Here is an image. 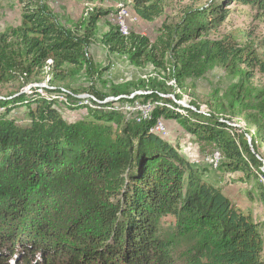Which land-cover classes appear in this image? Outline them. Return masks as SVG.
Returning a JSON list of instances; mask_svg holds the SVG:
<instances>
[{
  "label": "trees",
  "instance_id": "1",
  "mask_svg": "<svg viewBox=\"0 0 264 264\" xmlns=\"http://www.w3.org/2000/svg\"><path fill=\"white\" fill-rule=\"evenodd\" d=\"M18 1L21 25L0 35V83L18 73L25 86L45 69L61 72L66 65L99 81L103 73L95 69L88 49L108 12L95 10L80 33L61 26L41 0ZM231 1L264 13V0ZM163 7L164 0H132L134 13L144 21L160 17ZM215 14L210 20L205 13L185 15L179 24L164 25L153 43L135 33L123 37L114 27L98 42L106 53L124 56L138 68L146 63L163 68L168 57L166 66L177 82L216 65L258 67L264 73V64L230 38H203L228 11ZM131 88L144 92L134 100H150L154 109L150 118L124 125L121 114L104 111L103 105L89 110L95 122L67 124L53 99L0 98L6 113L10 104L34 105L26 126L0 120V264H173L176 254L182 264H264V222L241 213L153 127L160 117L175 120L216 149L223 159L217 169L240 172L244 180L254 176L251 168L264 177L256 138L251 136L250 147L247 133L237 134L229 120L182 108L176 99L164 98V89L155 83L124 82L110 92L129 97ZM68 95L75 107L83 106L79 95ZM92 96L102 99L95 92ZM257 96L264 98V83ZM257 106L264 109V101ZM124 181L125 191L119 193L116 187ZM258 190L264 204V187L258 184ZM55 198L73 209L74 223L51 220ZM167 216L174 219V233L165 239L159 220Z\"/></svg>",
  "mask_w": 264,
  "mask_h": 264
},
{
  "label": "rangeland",
  "instance_id": "2",
  "mask_svg": "<svg viewBox=\"0 0 264 264\" xmlns=\"http://www.w3.org/2000/svg\"><path fill=\"white\" fill-rule=\"evenodd\" d=\"M41 1L52 11L61 26L71 30L77 28L80 33L83 32L89 15L93 14L95 10L108 12L98 21L94 32L96 42L88 49V57L93 61L95 69L103 74L99 81L90 80L91 77L84 70L66 65L61 72H52L50 68L45 69L44 73L38 75L37 78L31 80L32 83L25 86L22 85L25 77L18 73L12 74L13 78L0 83V98L13 99V95L18 96L20 93L25 94L28 99H33L34 95L42 96L46 99H53L61 118L67 124L79 121L93 123L95 120L89 112L92 108L83 103L85 98L82 99L83 106L75 107L77 102L71 101L68 93L91 96L92 92H95L98 97L102 98L98 102H103L113 96L110 92L111 86H118L124 82L136 83L137 81H144L146 84L155 83L164 89L162 92L164 98L171 101L176 99V102L192 106L196 110L193 112L202 111L204 113H199L200 115H213L229 120L228 124L235 126L237 134L247 133L245 138L247 142L248 139L250 140V147L251 136L256 138V156L261 161L259 169L264 173V109L262 106H257L258 103L264 101V98L257 96L264 83V73L258 67L247 68L240 65L233 69L232 67L216 65L202 76L186 77L177 82L171 77L169 66H166L168 65V57L164 60L166 65L163 68H156L150 63L138 68L132 66L124 56L106 53L98 42L108 28L114 27L116 29L111 22V17L118 15L123 9L129 15V19H127L129 34L135 33L144 36L151 43L160 35L164 25L169 27L179 24L187 18L185 15L205 13L207 19L210 20L217 15L215 14L216 11L226 10L228 14L224 22L207 32L203 38L220 40L228 37L236 43L237 47L250 50L264 64V13L258 11L254 6L232 2L231 0H164L162 15L151 21H144L134 13L132 0ZM21 11V4L18 0H0V35L17 29L21 25ZM124 68H126L125 71ZM34 84L38 87L29 88ZM41 85L45 88H41ZM50 87L51 90H45ZM52 87H60L63 91L57 93ZM136 92L144 93L141 88L137 91L132 88L129 90L131 94ZM123 102L125 101H109V105H103L102 108L104 111H108L110 105H118L119 108ZM9 107L7 113L4 110L0 111V120L9 121L22 127L31 122V112L34 105L28 107L25 103L10 104ZM100 108L96 110H102ZM135 119L126 120L124 116H121V125ZM159 120L162 121L166 133L162 135L156 132L161 139L170 143L179 155L197 168L204 180H207L214 187L220 188L241 213L251 215L256 222H264V204L261 203L258 196V184L264 187V177L258 174L255 168H251L254 176L247 180H244L243 174L240 172H228L219 168L214 170L209 163V159L216 152L213 146L198 141L175 120L163 117L158 118L157 121ZM98 123L103 125L102 122ZM109 125L114 128L113 123ZM222 162L223 159H220L218 163ZM125 186L126 181L124 184L122 183V186L119 184L116 189L120 191L119 193H124ZM51 202L52 209L49 210L51 220L54 219L58 223H74V211L69 205L63 206L61 199L57 198ZM173 226L174 219L172 217L160 218V237L170 238L174 233ZM173 258V264L183 263L177 254Z\"/></svg>",
  "mask_w": 264,
  "mask_h": 264
},
{
  "label": "bare ground",
  "instance_id": "3",
  "mask_svg": "<svg viewBox=\"0 0 264 264\" xmlns=\"http://www.w3.org/2000/svg\"><path fill=\"white\" fill-rule=\"evenodd\" d=\"M116 17H118V15H113V17H111V22L115 25V27H116V29H117V31L119 33V28L117 27L116 22L113 21V20L116 19ZM122 17H124L126 19H129L128 18L129 15H127V13H126V11L124 9L122 10ZM119 34L124 36V37L128 36V34H121V33H119ZM47 64L50 66L51 62L48 61ZM112 98H114V97H109L108 99H112ZM82 99H84V98H80L79 99L81 101V103H82ZM83 103H85L88 107H96V106H100V105H106V104H99V103H97L96 101H94L93 99H90V98H85ZM145 103H147V107H144L143 111H140V110H137V109H129V106H120L118 108V105H112V108H110V107L109 108L114 110V111H116V112H118L119 114L124 116L125 119H127V120L129 118L130 119H135L136 118L135 120H145L147 118H150V116H151V114L153 112V109H154V104L152 102H150V100L149 101L145 100ZM184 105H186V104H184ZM187 109H190L192 111H196L195 108H193L192 106H188ZM199 113L204 114L202 111H200ZM159 121H157V122H159ZM162 121H164V120H162ZM156 123L154 125V128H153L154 130L153 131L164 135V133L161 131V125H158ZM213 157H214V159H213V169L215 170V169H217L218 162L220 161L219 153L218 152H214L213 153Z\"/></svg>",
  "mask_w": 264,
  "mask_h": 264
},
{
  "label": "built area",
  "instance_id": "4",
  "mask_svg": "<svg viewBox=\"0 0 264 264\" xmlns=\"http://www.w3.org/2000/svg\"><path fill=\"white\" fill-rule=\"evenodd\" d=\"M116 22L117 27L119 28V33L121 34H129V27H128V21L126 18L122 17V10L118 13V17H116L115 20H113ZM139 93V92H138ZM132 95V94H131ZM131 95L129 97H114L112 99H105L103 102H98V100L94 99L93 96H89V95H82L83 98H90L93 99L94 101H96L99 104H107L109 101H117L120 100L122 98L124 99H129L130 101H125L123 102V104L121 106H129V109H137L140 111H143L144 107H147V103H145V100H140V99H133V97H131ZM110 108H112V105L110 106ZM156 124L161 125V131L165 133V127L162 123V121L157 122ZM213 159L214 157H211L209 159V163L211 165V167L213 168Z\"/></svg>",
  "mask_w": 264,
  "mask_h": 264
},
{
  "label": "water",
  "instance_id": "5",
  "mask_svg": "<svg viewBox=\"0 0 264 264\" xmlns=\"http://www.w3.org/2000/svg\"><path fill=\"white\" fill-rule=\"evenodd\" d=\"M31 87H38V85H31L29 88H31ZM41 88H45V86H40ZM20 94H22V93H20ZM136 95H142V93H138V92H136V93H134V94H132L131 95V97H134V96H136ZM77 98L78 99H80V98H83V96L82 95H79V96H77ZM176 104H178L179 106H181L182 108H188V105H184L183 103H181V102H176ZM250 142V140L248 139V143ZM251 152L252 153H254V151H253V149L251 148ZM256 158L259 160V158L256 156ZM260 161V160H259Z\"/></svg>",
  "mask_w": 264,
  "mask_h": 264
},
{
  "label": "crops",
  "instance_id": "6",
  "mask_svg": "<svg viewBox=\"0 0 264 264\" xmlns=\"http://www.w3.org/2000/svg\"><path fill=\"white\" fill-rule=\"evenodd\" d=\"M124 71L126 70V68L123 69Z\"/></svg>",
  "mask_w": 264,
  "mask_h": 264
}]
</instances>
